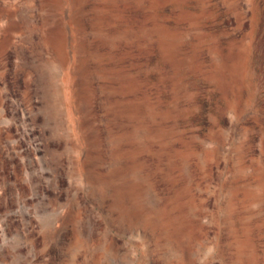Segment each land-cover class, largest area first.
<instances>
[{"label":"rangeland","instance_id":"rangeland-1","mask_svg":"<svg viewBox=\"0 0 264 264\" xmlns=\"http://www.w3.org/2000/svg\"><path fill=\"white\" fill-rule=\"evenodd\" d=\"M0 264H264V0H0Z\"/></svg>","mask_w":264,"mask_h":264}]
</instances>
